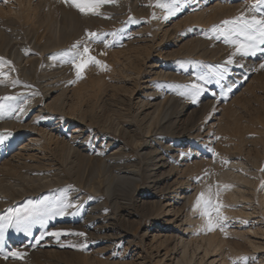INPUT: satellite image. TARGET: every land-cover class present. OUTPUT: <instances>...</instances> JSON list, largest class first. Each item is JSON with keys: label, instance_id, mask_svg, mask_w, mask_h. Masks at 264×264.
I'll return each instance as SVG.
<instances>
[{"label": "rangeland", "instance_id": "obj_1", "mask_svg": "<svg viewBox=\"0 0 264 264\" xmlns=\"http://www.w3.org/2000/svg\"><path fill=\"white\" fill-rule=\"evenodd\" d=\"M29 1L0 0V27L5 26L2 28L4 31L6 29L18 34L15 44L21 49L20 53L23 51L27 56L41 58V53L33 48L34 43H45L52 31H58L62 35L65 32L75 35L80 30L81 39L86 38L80 49L83 50L84 46H88L89 54L107 68L89 65L83 73V78L78 79L73 65L65 62L67 57L64 53L56 55V59L53 58L56 57L55 55L52 57L53 66L58 67H54L57 72L52 70L53 66L47 67L44 63H38V76L42 75L41 71L48 70L49 73H45L46 80L58 76L62 88L69 89L63 106L66 109H52L51 100H48L44 103L46 112L39 115V108L35 111L30 109L34 108L33 101L42 100L46 91V82L37 80L35 85L33 84L34 87H30L31 82L22 74L17 60L13 56H9L10 58L7 56L10 60L4 59L0 54V58L11 61L10 65H5L3 68V71L7 70L4 72L5 75L7 74V79L0 78L2 79L0 89L9 88L14 92L12 97H16L15 100L7 102L0 99V103L11 104L17 109L24 108L23 111L17 110L6 114L0 120V134H8L5 144L0 145V184H3V188L0 186V226H4L0 264H171L170 259L175 255L174 247L172 241H169L171 243L169 245L165 239L171 235L176 217L172 213L173 216L170 214L163 217V221L156 222V211H153L157 201L155 196L161 197L165 192L160 184L161 181H158L160 175H157L159 170L151 158L153 155L145 154L148 156L145 157L143 153L147 145L144 141L148 136L146 132L150 121L142 123L144 110L142 111L140 105L145 103L144 105L148 106V103L158 102L155 101L156 97L153 94L156 86L157 90L164 89L163 95L170 96L158 111L160 123L166 124L167 131L161 132L159 125L153 127L152 133L155 137L153 138L156 151L161 152L168 164L175 166L183 164L181 159L186 157L184 152L191 147L199 155L193 160L195 167L193 170L196 174L205 172L209 167L217 170L222 167L228 168L229 165V168L237 169V172L245 176L247 174L249 178L253 177L256 182L253 185V194L257 196L264 192V69L260 68V64L264 63V46L257 45L254 56H242L237 53L234 46L226 44L223 37L216 39L218 33L212 32L213 28L221 27L223 21L233 20L241 15L248 19L253 15L261 18L259 14L250 10L256 0H159V3L167 5L178 3L177 12L172 16H168L167 8L156 6L158 0H113V3L101 8V16H93V19L92 16L80 14L74 8L68 6L66 8L61 0H54L56 3H53V0ZM46 6L49 7V11L51 7L52 10L45 13L48 9ZM55 6H59L60 10ZM10 10L14 15H18L14 16ZM27 17L30 19L28 20ZM51 17L58 22L54 27L49 24ZM90 18L92 23L89 21ZM89 33H96L101 39L95 41L88 36ZM113 33L115 35H112ZM59 58L61 59L58 60ZM229 59L233 60L232 64L227 63ZM118 68L121 70L118 71ZM10 73L13 74L9 76ZM198 76L206 77L208 82L197 80ZM101 78L104 84L106 83L104 86H99ZM13 82L21 84L16 83L15 86L18 87L16 88ZM194 83H199L204 89L196 97L195 103L189 95L179 94L187 92L182 86ZM25 84L29 87L27 88ZM35 87L39 90L37 91ZM57 94L54 96L55 99L59 96ZM19 104L21 107L18 106ZM27 111L28 114L25 113ZM5 119L16 121L13 128L9 127L8 130L2 126V121ZM123 127L125 130L122 129ZM48 131L54 134L52 140L51 134L47 136ZM258 137L261 138L262 143L259 142ZM197 140L200 141L198 146ZM205 140L210 142L203 143ZM229 142L233 144L232 147ZM201 143L203 146H200ZM64 144L76 150L69 152L72 156L67 150L62 151L66 149ZM221 148L227 153L224 152V156L220 153ZM114 152L119 155L115 157L116 159L111 156ZM102 161L105 168L102 166L100 169ZM235 163L237 166H234ZM128 170L140 179L134 185V189L129 193L118 191L121 185L115 181L113 188L117 187V189H113L112 195L107 193L106 186L110 179ZM248 170L255 176L250 175ZM259 200L257 198L253 202L254 206L258 205L255 208L251 204H248L250 208L246 205L248 210L255 214L245 219L238 217L239 208L222 205L220 198H215L213 206L220 205L218 223L215 213L213 214L215 229L224 236L231 237L233 233H246L252 227H264V208ZM60 202L72 205L66 210L68 214L50 215L51 210ZM121 210L122 215L126 214L123 220L120 217ZM28 217H31V220H28ZM170 220L172 223H166ZM29 223L30 234L21 230ZM56 231L71 234L61 235L59 239L47 234ZM76 233H84V235H76ZM145 233L148 234L144 239ZM263 239L252 238L256 242H264ZM241 247L246 248L247 245L242 243ZM15 251L24 253V258L5 259L9 252ZM198 256L194 258L193 264L200 262Z\"/></svg>", "mask_w": 264, "mask_h": 264}, {"label": "bare ground", "instance_id": "obj_2", "mask_svg": "<svg viewBox=\"0 0 264 264\" xmlns=\"http://www.w3.org/2000/svg\"><path fill=\"white\" fill-rule=\"evenodd\" d=\"M21 1V0H20ZM31 1V0H30ZM29 1V2H30ZM33 1V0H32ZM35 1V0H34ZM45 1V0H44ZM48 1V0H47ZM52 1V0H51ZM60 1V0H59ZM27 2V1H26ZM61 2V1H60ZM45 3V2H44ZM47 3V2H46ZM51 3V2H50ZM53 3H56L54 2L53 0ZM52 3V5H53ZM26 4V3H25ZM28 4V3H27ZM32 4V3H31ZM40 4V3H39ZM38 4V5H39ZM60 4V3H59ZM57 3V5H59ZM61 5V4H60ZM43 6V4H42ZM41 6V7H42ZM45 6V5H44ZM66 8H67V5L65 4ZM21 7V6H20ZM30 6H28V9H29ZM35 7V6H34ZM48 9L45 11V13H47V11H49V7L46 6ZM55 7H58L57 9H59V6H55ZM23 9L25 7H22ZM27 8V7H26ZM32 8V6H31ZM38 8V6H37ZM62 8V6H61ZM103 8V7H102ZM12 9V8H11ZM39 9V8H38ZM44 9V8H43ZM46 9V8H45ZM55 9V8H54ZM13 10V9H12ZM52 10V7L50 8V11ZM56 10V9H55ZM60 10V9H59ZM106 10V9H105ZM8 11V10H7ZM15 11V10H14ZM17 11H19L17 9ZM26 11V10H25ZM28 11V10H27ZM40 11V10H39ZM49 11V12H50ZM10 12L12 13V11L10 10ZM16 12V11H15ZM22 12V11H21ZM24 12V10H23ZM31 12V11H30ZM59 12V11H58ZM68 12V11H66ZM10 13V14H11ZM19 13V12H17ZM29 13V12H28ZM39 14V12H37ZM37 13H34V14H37ZM42 13V12H41ZM71 13V12H70ZM75 13V12H74ZM8 14V13H7ZM13 14V13H12ZM14 15V14H13ZM18 15V14H17ZM16 14L14 16H17ZM21 15V14H20ZM27 16V14H24ZM59 15V14H58ZM69 15V14H68ZM78 15V14H77ZM9 16V15H8ZM32 16V15H31ZM41 16V15H39ZM46 16V15H45ZM54 16H57L54 14ZM62 16V15H61ZM81 16V15H80ZM91 16V15H90ZM24 17V16H23ZM42 17V16H41ZM60 17V16H59ZM69 17V16H68ZM95 17V16H94ZM93 16L91 17L92 19L94 18ZM1 18V17H0ZM3 18V17H2ZM28 18V17H27ZM36 19V17H33ZM32 18V19H33ZM38 18V17H37ZM43 18V17H42ZM91 18H90V22L92 23L91 21ZM14 19V18H13ZM26 19V18H25ZM23 18V20H25ZM30 18H28L29 20ZM34 19V21H35ZM78 19V18H77ZM85 19V18H84ZM26 19V21H28ZM41 20V19H40ZM46 20L48 21V19L46 18ZM45 20V21H46ZM75 20V19H74ZM80 20V19H78ZM95 20V19H94ZM93 20V21H94ZM44 21V22H45ZM46 21V22H47ZM61 21V20H60ZM72 21V19H71ZM96 21V20H95ZM9 22V21H8ZM39 22V21H38ZM56 22L57 20L52 18L49 19V24L51 25V27H54L56 25ZM80 22H82L80 20ZM87 22V21H86ZM18 23V21L16 22ZM24 23V21H23ZM29 23V22H28ZM27 23V24H28ZM31 23H33L31 21ZM58 23V22H57ZM3 24H5L3 22ZM2 24V25H3ZM10 24V23H9ZM14 24V23H13ZM47 24V23H46ZM83 24V23H82ZM85 24V23H84ZM1 25V26H2ZM25 25V24H24ZM78 25V24H77ZM87 25V24H86ZM92 25V24H90ZM89 25V26H90ZM9 26H12V25H9ZM17 26V25H15ZM30 26V25H28ZM40 26V25H38ZM82 26V25H81ZM85 26V25H84ZM87 26V27H89ZM93 26V25H92ZM5 27V26H4ZM2 26V28H4ZM32 27H34V25L32 24ZM31 27V28H32ZM42 27V26H41ZM50 27V28H51ZM72 27V26H71ZM74 27V26H73ZM83 27V26H82ZM0 27V54L3 55L4 59L8 58L9 56H13L16 60H17V63H18V67L21 69L22 71V74L26 77L27 80H29L31 82V85L30 87H34L35 83L37 82V80H42L44 83L46 82L45 84V87H46V91L43 93L44 95L42 96V100L40 101H33V104H34V108H31L30 111H35L36 109L39 108V111H38V114L39 115H42L44 112H46L47 108L45 107L44 103L45 101H48V100H51V104H50V107L52 105V109L54 108H64L66 109L65 107H63L65 105V99L68 97V88L67 87H64L62 88V82H61V79H59V77L57 76L56 77H52V79H47L46 80V75L45 73H47V71L43 70L41 71V76H38V70L39 68H37V64L38 63H44L47 67H52L54 65L53 63V60L57 58L56 55H60V54H63L65 52H71V51H75V48L74 46L75 45H79L80 48L81 46L83 45V40L86 39L84 38L83 40L81 39L82 36L80 35V30H78L77 34L75 35H70L68 32L65 34H60L58 31H52V34L51 36L48 38V40L45 42V43H34L33 44V48L38 50L40 53H41V58L38 56L36 57H30V56H27L26 54L23 53V51H21V53L19 52V50L21 49H18L19 47H16L18 45L15 44V40L18 39V34L15 33L14 31H4V29H2ZM12 28V27H10ZM17 28V27H16ZM30 28V27H29ZM30 28V29H31ZM38 27H36L37 29ZM68 28V27H66ZM75 28V27H74ZM90 28V27H89ZM92 28V27H91ZM8 29V28H7ZM27 29V28H25ZM16 30V29H15ZM19 30V29H18ZM33 30V29H32ZM52 30V28H51ZM65 30V29H64ZM84 30V29H83ZM86 30V28H85ZM17 31V30H16ZM22 31V30H21ZM24 31V30H23ZM41 31V30H40ZM18 32V31H17ZM28 32V30H27ZM32 32V31H31ZM30 32V33H31ZM35 33V31H33ZM32 32V33H33ZM74 33V32H73ZM21 35V34H19ZM26 35V34H25ZM39 35V34H38ZM43 35V34H42ZM133 35V34H131ZM33 36V35H32ZM47 36L48 33H47ZM84 36V35H83ZM89 36V35H88ZM29 38V37H28ZM41 38V37H40ZM35 39H38V38H35ZM46 39V38H45ZM22 40V39H21ZM142 40V39H140ZM27 41V40H25ZM85 41V40H84ZM135 41V40H134ZM137 42V41H135ZM141 42V41H140ZM139 42V43H140ZM19 44V43H17ZM26 46V45H25ZM32 47V46H31ZM133 47V46H132ZM141 47V46H140ZM134 49V48H133ZM81 50V49H80ZM33 51V50H32ZM82 51V50H81ZM137 54V53H136ZM142 54V53H141ZM53 55H55L56 57L54 58ZM132 55V54H131ZM8 56V57H7ZM139 56V55H138ZM137 56V57H138ZM144 56V54H143ZM54 59H53V58ZM128 57V55H127ZM135 58V56H133ZM10 58V57H9ZM8 58V59H9ZM62 58H65V57H62ZM118 58V57H117ZM123 58V57H122ZM130 58V57H128ZM132 58V57H131ZM139 58V57H138ZM137 58V59H138ZM141 58V57H140ZM39 59V60H38ZM61 58H59L58 60H60ZM66 59V58H65ZM116 59V58H115ZM120 59V58H119ZM124 59V58H123ZM127 59V58H126ZM136 59V60H137ZM10 60V59H9ZM117 60V59H116ZM57 61V60H56ZM55 61V63H57ZM64 62V60H62ZM61 61V63H63ZM114 61V60H113ZM118 61H121V60H118ZM11 62V61H10ZM130 62V61H129ZM139 62V61H138ZM118 63V62H117ZM143 64V62H142ZM13 65V64H12ZM11 65V66H12ZM60 65V64H59ZM58 65V66H59ZM119 65V64H118ZM121 65V64H120ZM119 65V66H120ZM127 65V64H125ZM131 65V64H130ZM132 65H134L132 63ZM131 65V66H132ZM136 65V64H135ZM139 65L141 66V64L139 63ZM10 66V67H11ZM42 66V65H41ZM57 65L53 66V69L54 71H56L58 67H56ZM61 66V65H60ZM15 67V66H14ZM56 67V68H54ZM62 67H65L62 65ZM115 68V66H113ZM126 67V66H125ZM124 67V68H125ZM127 67H129L127 65ZM8 68V67H7ZM68 68V67H67ZM70 68V67H69ZM142 68V67H141ZM12 69V68H11ZM61 69V68H60ZM119 69V68H118ZM126 69V68H125ZM51 70V69H50ZM66 70V69H65ZM115 71V69H113ZM121 68L118 70L120 71ZM129 70V69H128ZM136 70V69H135ZM140 70V69H138ZM7 71V70H5ZM4 71V72H5ZM10 71V69L8 70ZM113 71V73H115ZM127 71V70H126ZM133 71V69H131V72ZM19 72V71H18ZM51 72V71H50ZM57 72V71H56ZM61 72V71H59ZM67 72V71H66ZM75 72V70H74ZM128 72V71H127ZM138 72V71H137ZM161 72V71H160ZM20 73V72H19ZM49 73V72H48ZM47 73V74H48ZM13 74V73H12ZM10 73L9 76L12 75ZM68 74V72H67ZM124 74H126L124 72ZM129 74V73H128ZM133 74V73H132ZM138 74H140L138 72ZM165 74V73H163ZM162 74V75H163ZM173 74V73H172ZM7 75V74H6ZM54 75V74H53ZM66 75V74H65ZM70 75V74H69ZM135 75V74H134ZM133 75V76H134ZM137 75V74H136ZM141 75V74H140ZM156 75V74H155ZM158 75V74H157ZM156 75V76H157ZM168 75V74H166ZM174 75V74H173ZM63 75H61L62 77ZM123 76V75H122ZM129 76H131L129 74ZM138 76V75H137ZM164 76V75H163ZM51 77V76H50ZM48 77V78H50ZM73 77V76H72ZM127 77V76H126ZM125 77V78H126ZM45 78V79H44ZM64 78V77H63ZM67 78V77H66ZM71 78V77H70ZM130 78V77H129ZM169 78V77H168ZM19 79V78H18ZM69 79V78H68ZM132 79V78H131ZM157 79V78H155ZM165 79V78H164ZM20 80V79H19ZM33 81V82H32ZM66 81V80H65ZM69 82V80H67ZM64 82V81H63ZM66 82V83H68ZM20 83V82H19ZM17 83V84H19ZM25 83V82H24ZM43 83V84H44ZM21 84V83H20ZM34 84V85H33ZM97 84H98V81H97ZM96 84V85H97ZM106 84V83H105ZM104 81L103 79L101 78V80L99 81V86H104ZM151 84V83H150ZM26 85V84H25ZM25 85H22V86H25ZM42 85V84H41ZM40 85V86H41ZM108 85V84H107ZM157 85V84H156ZM18 86V85H17ZM27 86V85H26ZM25 86V87H26ZM53 86V87H52ZM54 86H55V89H54ZM67 86V84H66ZM153 86V85H152ZM16 87V86H15ZM29 86H27L28 88ZM107 87V86H106ZM150 87V86H149ZM154 87V86H153ZM1 88V87H0ZM18 88V87H16ZM102 88V87H101ZM105 88V87H104ZM115 88V87H114ZM157 86L155 87V93L154 96L156 97V100L155 101H158V102H155L154 104H149L148 103V106H145L143 103L142 106L140 105V107H142V117H141V120H142V123H147V121H150L149 122V125H148V132H146L148 134V136L145 138V144L146 145V148L144 149L145 151L143 152L144 153V156L145 157H148L149 155H153V157H151L154 162H155V166L157 168V170H159V172L157 173V175L159 174L160 175V178L158 179V181H161L160 184L163 186V189L165 192V194H163L161 197H158V196H155L157 198V201L155 202V210L153 209V211H156L155 214H156V222L159 223L163 217H167L169 216L170 214L174 213L175 215V221L173 222V228H172V233H170L171 235L169 237H166V241H168L167 243H169V241H172V244H173V251L175 253V255H172V258L170 259L171 261V264L173 262H175V264H193L194 263V258L197 257L198 255L200 256V262L199 263H196V264H243L244 262V258H247V264H264V242H256V241H253L252 238L256 237V238H264V227H261V228H250L249 230H247L248 232H244V233H233L231 235V237H228V236H224L223 233H220L218 232L216 229L213 230V231H207V219L205 217L202 216V207L201 208H197L196 207V201L198 199V197L200 196L201 193H204V196H205V199H211L212 201L215 200V198L219 197L221 202L223 203L222 205L226 204V205H229L231 207H236L239 208L238 211H239V215L238 217H241V218H249V217H252L254 216L253 214V211L250 212L248 210V208L246 207V205L248 204H251L252 206L253 205V202L256 201L257 198H259L260 200V203L261 205H263V208H264V192H262L261 194L257 195L256 194H253V185L256 183L255 180H253L250 176L247 177V174L246 176L237 172L235 169H232L229 168V165L228 168H219L217 170H213L211 167L207 168L205 172H201V173H198L196 174L195 171L193 170L194 167V161L193 160H196L198 158V152H195L192 150L191 147H189L188 149L185 150L184 154L186 155V157L181 161H183V164H180V166H175V165H172V164H168L166 158L161 154V152H157L155 147L154 146V136H152V133L154 132L153 131V127H159L160 125V130L161 132L164 133V131H167L166 129V122L164 123L165 125H163V122L160 123V120H159V115H158V111L160 110V107L162 106V104H164V101L167 100V99H170V96H165L163 95V91H160V90H157L156 89ZM15 89V88H14ZM36 89V87H35ZM106 89V88H105ZM159 89V88H158ZM26 90V89H25ZM34 90V89H33ZM37 90V89H36ZM39 90V89H38ZM37 90V91H38ZM114 90V89H113ZM124 90V89H123ZM152 90V89H151ZM17 91V90H16ZM43 91H44V88H43ZM60 92L57 94V92ZM76 91V89L74 90ZM73 91V92H74ZM21 92V91H20ZM23 92V91H22ZM71 92V91H70ZM107 92V91H106ZM113 92V91H112ZM166 92V91H165ZM17 93H19L17 91ZM38 93V92H37ZM170 93V92H169ZM21 94V93H19ZM18 94V95H19ZM25 94V92L23 93V95ZM28 94V93H27ZM30 94V93H29ZM55 94H57L58 98H54ZM73 94V93H72ZM106 94V93H105ZM108 94V93H107ZM113 94H117V93H113ZM172 94V93H171ZM170 94V95H171ZM22 95V94H21ZM79 95V94H78ZM112 95V94H111ZM161 95V96H160ZM5 96H14V92H12L9 88H6L4 90L0 89V98H3ZM40 96V95H39ZM150 96V95H149ZM175 96V95H174ZM74 97V96H72ZM22 98V97H21ZM26 98V97H25ZM111 98V97H110ZM177 98V97H176ZM179 98V97H178ZM27 99V98H26ZM76 99V98H75ZM79 99V98H78ZM154 99V98H153ZM175 99V97H174ZM23 100V99H22ZM34 100V99H33ZM31 101V100H30ZM29 101V103H30ZM138 101V100H137ZM141 101V100H140ZM22 102V101H20ZM27 102V101H26ZM139 102V101H138ZM176 103V102H175ZM173 104V103H171ZM39 105V106H38ZM74 105V104H73ZM17 106V105H16ZM19 107L20 104L18 105ZM30 106V105H29ZM38 106V107H37ZM67 106V105H66ZM139 106V105H138ZM48 107V105H47ZM49 107V108H50ZM166 108V107H164ZM24 109V108H23ZM170 109V107H169ZM124 110V109H123ZM126 112H127V109H125ZM51 111V110H50ZM55 111V110H54ZM136 111V110H135ZM141 111V109H140ZM168 111V110H166ZM20 112V111H19ZM59 112V110H58ZM110 112V111H109ZM125 112V111H124ZM14 113V112H13ZM25 113H29L28 111L25 112ZM49 113V112H48ZM52 114V113H51ZM57 114V113H56ZM120 114V113H118ZM128 114V113H127ZM131 114V113H130ZM138 114V113H137ZM140 114V113H139ZM157 114V116H156ZM15 115H18V114H15ZM109 115V113H108ZM116 114H114L115 116ZM124 115V114H123ZM126 115V114H125ZM11 116V115H10ZM25 116V115H23ZM113 116V114H112ZM122 116V114H121ZM130 116V115H129ZM134 116V115H133ZM132 116V117H133ZM15 117V116H14ZM34 117V116H33ZM127 117V116H126ZM131 117V116H130ZM135 117H136V114H135ZM178 117V116H177ZM11 118H13L11 116ZM18 118V117H16ZM45 118V117H44ZM109 118V117H108ZM121 118V117H120ZM167 118V117H165ZM7 119V117H6ZM5 119V120H6ZM14 119V118H13ZM128 119V118H127ZM139 119V117H138ZM2 120V119H0ZM3 120L2 122V126L5 127V128H9V127H12L15 125L16 121L14 122L12 119L11 120ZM129 120V119H128ZM137 120V119H136ZM164 120V119H163ZM21 121V120H20ZM24 121V120H23ZM139 121V120H137ZM168 121V120H167ZM31 122V121H30ZM33 122V120H32ZM109 122V121H108ZM108 122H105V123H108ZM173 122V121H172ZM1 123V122H0ZM177 123V122H176ZM110 124V123H109ZM112 124V122H111ZM162 124V125H161ZM107 125V124H106ZM116 125V124H115ZM114 125V126H115ZM122 125V124H121ZM120 125V126H121ZM124 125H128V123H124ZM123 125V126H124ZM229 125V124H228ZM172 126V125H171ZM170 126V127H171ZM23 127V126H22ZM39 127V126H38ZM105 127V126H104ZM106 127H109V126H106ZM126 127V126H125ZM174 127V126H172ZM213 127V125H212ZM227 127V126H226ZM13 128V127H12ZM115 128V127H114ZM196 128V127H195ZM1 129V128H0ZM42 129V127H41ZM48 129V128H47ZM124 129V127L122 128ZM144 129V128H143ZM172 129V128H170ZM176 129V128H175ZM193 129V128H192ZM200 129V127H199ZM9 130V129H8ZM80 130V129H79ZM78 130V131H79ZM125 130V129H124ZM157 130V129H156ZM198 130V129H197ZM211 130V129H210ZM47 131V130H46ZM115 131V130H114ZM118 131V130H116ZM144 131V130H143ZM169 131V130H168ZM175 131V130H174ZM193 131V130H192ZM199 131V130H198ZM158 132V131H157ZM160 132V131H159ZM211 132V131H209ZM118 133V132H117ZM127 133V131H126ZM145 133V132H144ZM156 133V132H155ZM174 133V132H173ZM200 133V131H199ZM198 133V134H199ZM231 132H229L230 134ZM264 133V132H263ZM51 134V135H50ZM127 134H130V133H127ZM192 134V132H191ZM209 134V133H208ZM227 134V135H229ZM259 134V133H258ZM50 135V139L52 140L53 139V136L54 134L51 132L48 131V134L47 136ZM125 135V133H124ZM225 135V134H224ZM226 135V136H227ZM263 135V134H262ZM145 136V135H143ZM197 136V135H196ZM195 136V137H196ZM260 136V135H259ZM80 137V136H79ZM154 137V138H153ZM199 137V136H198ZM201 137V136H200ZM229 137V136H228ZM262 137V136H260ZM258 137V138H260ZM47 138V137H46ZM133 138V137H132ZM203 138V137H202ZM245 138V137H244ZM89 139V138H88ZM235 139V138H234ZM229 140V139H228ZM31 141V140H30ZM33 141V140H32ZM157 141V140H156ZM184 141V140H183ZM195 141V140H194ZM208 141L210 142V140H205L203 143H208ZM231 141V140H230ZM261 141V138L259 139V142ZM76 142V141H75ZM197 142V146L198 144L200 143V141H196ZM195 142V143H196ZM235 142V141H234ZM254 142V141H253ZM252 142V143H253ZM50 143V142H49ZM105 143V142H104ZM220 143V142H219ZM218 143V144H219ZM237 143V142H235ZM243 143V142H242ZM241 143V144H242ZM262 143V141L260 142ZM227 144V143H225ZM225 144H224V147H225ZM143 145V144H141ZM157 145V144H156ZM202 145V143L200 144V146ZM213 145V144H212ZM229 145L232 147L233 144L231 142H229ZM238 145V143H237ZM64 146L66 147V149H63L62 151L64 152V150H67L68 151V154L69 152H72V151H76V150H72L71 146H68L67 144ZM145 146V145H144ZM196 146V147H197ZM203 146V145H202ZM220 146V145H219ZM252 146H255V145H252ZM138 147V146H137ZM140 147V146H139ZM228 147V146H227ZM238 147V146H237ZM64 148V147H63ZM108 148V147H107ZM141 148V147H140ZM163 148V147H162ZM216 148V147H215ZM241 148V147H240ZM170 149V148H169ZM172 149V148H171ZM224 149V148H223ZM221 148V151L220 153L223 154L224 152L226 153L225 150H223ZM229 149H232L229 147ZM235 148H233L234 150ZM237 149V148H236ZM78 150V149H77ZM81 150V149H80ZM220 150V148H219ZM223 150V151H222ZM79 151V150H78ZM180 151V150H179ZM228 152V151H227ZM232 152V151H231ZM101 153V152H100ZM224 153V154H225ZM230 153V152H229ZM236 153H238L236 151ZM71 154V153H70ZM69 154V155H70ZM148 156H146V155ZM223 154V156H224ZM227 154V153H226ZM96 155V154H95ZM118 155V153H113L111 156L113 157V159H116L115 157ZM142 155V154H141ZM181 155V153H180ZM184 155V156H185ZM220 155V154H219ZM72 156V154H71ZM119 156V155H118ZM226 156V155H225ZM229 155H227L228 157ZM232 156H235V155H232ZM141 157V156H140ZM220 158H223V157H220ZM235 159V157H233ZM261 158V157H260ZM110 159V158H109ZM112 159V158H111ZM118 159V157H117ZM123 159V158H121ZM225 159V158H224ZM67 160V159H66ZM97 160V159H96ZM124 160V159H123ZM230 160V159H229ZM255 160V159H254ZM261 160V159H260ZM109 161V160H108ZM120 161V160H119ZM118 161V162H119ZM149 161V160H148ZM225 161V160H224ZM233 161V160H232ZM259 161V160H258ZM256 161V162H258ZM99 162V161H98ZM103 162V161H102ZM125 162V161H124ZM123 162V163H124ZM145 162V161H144ZM219 162V161H218ZM234 162V161H233ZM81 163V162H80ZM94 163V162H93ZM112 163V162H111ZM117 163V162H115ZM255 163V162H254ZM70 164V163H68ZM84 165V163H81ZM113 164H114V161H113ZM136 164V163H135ZM176 164V163H175ZM196 164V163H195ZM244 164V163H243ZM99 165V164H98ZM106 165V164H105ZM116 165V164H114ZM113 165V166H114ZM177 165V164H176ZM216 165V164H215ZM236 165V163L234 164V166ZM256 165V164H255ZM91 166V165H90ZM105 168L104 166V162L102 163V165L99 167L100 169L102 168ZM219 166V165H218ZM233 166V168H234ZM237 166V165H236ZM251 166V165H250ZM72 168L74 166H71ZM121 167V166H119ZM154 167V166H153ZM225 167V166H224ZM241 167H244V166H241ZM240 167V169H241ZM71 168V169H72ZM94 168V167H92ZM125 168V167H124ZM119 169V168H118ZM239 169V167H238ZM247 169V168H246ZM73 170V169H72ZM97 170V169H96ZM99 170V169H98ZM122 170V169H121ZM156 170V169H155ZM161 170V171H160ZM80 171V170H79ZM85 171H87L85 169ZM108 171V170H107ZM194 171V172H193ZM196 171H198L196 169ZM241 171V170H239ZM243 171V170H242ZM258 171V170H257ZM95 172V171H94ZM104 172V171H103ZM161 172V173H160ZM251 172L248 170V173ZM262 172V171H261ZM154 173V172H152ZM243 173V172H242ZM247 173V172H245ZM250 174V173H249ZM260 174V173H259ZM96 175V174H95ZM94 175V176H95ZM103 175V174H102ZM116 175V174H114ZM250 175H253V174H250ZM257 175V174H256ZM23 176V175H22ZM98 176V175H97ZM118 177L114 178V179H110V182L109 184L106 186L107 189V193H109L110 195H112L113 193V189H117V187L113 188V184L115 181H117L119 183V185H121V188L118 190L123 193H129L131 190L134 189V185L140 181L139 178H136V176H134V174L128 170V172H120L119 175H117ZM249 176V175H248ZM255 176V175H253ZM113 177V176H112ZM257 177V176H256ZM40 179V178H39ZM259 179V178H258ZM27 180V179H26ZM32 180V179H31ZM45 180V179H44ZM107 180V179H106ZM153 180V179H152ZM260 180V179H259ZM39 181V180H37ZM48 181V180H47ZM145 181V180H144ZM3 182V181H2ZM1 182V183H2ZM43 182V181H42ZM41 182V183H42ZM91 182V181H90ZM107 182V181H106ZM153 182H156V181H153ZM6 183V182H5ZM30 183V182H29ZM108 183V182H107ZM49 184V183H48ZM106 184V183H105ZM158 184V183H157ZM3 184H0V186H2ZM8 185V184H6ZM92 185V184H91ZM93 186V185H92ZM101 186V185H100ZM114 186H117V185H114ZM10 187V185H9ZM8 187V188H9ZM3 188V186L1 187ZM7 188V189H8ZM36 188V187H35ZM100 188V187H99ZM246 188V189H244ZM5 189H6V186H5ZM4 189V190H5ZM157 189V188H156ZM9 190L11 191V188H9ZM9 190H6V191H9ZM3 191V190H2ZM105 191V192H106ZM161 191V190H160ZM159 191V192H160ZM248 191L250 192V194H248ZM264 191V190H263ZM116 192V191H115ZM114 192V193H115ZM161 193V192H160ZM255 193V191H254ZM125 195V194H124ZM161 195V194H160ZM117 196V195H115ZM123 197V196H121ZM120 198V197H119ZM127 198V197H126ZM124 199V198H123ZM126 200V199H125ZM124 200V201H125ZM120 201V200H119ZM123 201V202H124ZM146 202V201H145ZM113 203V202H112ZM115 203V201H114ZM150 203V202H149ZM215 203V202H213ZM129 205V204H127ZM118 206V205H117ZM249 206V205H248ZM258 206V205H256ZM254 206V208L256 207ZM120 207V206H118ZM117 207V209H118ZM124 208L126 207L123 206ZM130 208V205L128 206ZM176 207V211H174V208ZM224 207V206H223ZM250 208V206H249ZM253 207H251L252 209ZM262 208V209H263ZM131 209V208H130ZM228 209V207L226 208ZM125 210V209H124ZM149 210V209H148ZM222 210V209H221ZM90 211V210H89ZM126 211V210H125ZM230 211V210H229ZM124 212V211H123ZM224 212V211H222ZM256 213H257V210H256ZM122 210H121V213H120V217L121 219L123 220V218L125 217V215H122ZM154 214V213H153ZM150 215V214H149ZM221 215V214H220ZM112 216V215H111ZM173 216V214H172ZM231 216V215H230ZM256 216V215H255ZM150 217V216H149ZM153 217V216H152ZM228 219V218H227ZM116 220V219H115ZM118 220V218H117ZM126 221V220H125ZM163 221V220H162ZM229 222V221H228ZM238 222V221H237ZM166 223H172V221H166ZM234 223V222H233ZM261 224V223H260ZM118 225V224H117ZM169 225V224H168ZM238 227V226H237ZM102 228V227H100ZM169 228V227H168ZM216 228V227H215ZM223 228V227H222ZM242 230V229H241ZM171 232V231H170ZM146 235L144 236V239L145 237L147 236L148 233H145ZM159 236V235H158ZM161 237V236H160ZM159 239V238H158ZM143 240V239H142ZM264 240V239H263ZM158 241V240H157ZM154 242V241H153ZM242 243H245L247 245L246 248H242L241 247V244ZM154 244V243H153ZM171 243H169L170 245ZM167 245V244H166ZM161 247V246H160ZM165 251V250H164ZM172 251V253H173ZM191 251L193 252V256L191 257ZM159 252V251H158ZM166 253V252H165ZM159 254V253H158ZM171 254V253H170ZM169 256V255H168ZM198 256V257H199ZM166 258V257H165ZM164 258V259H165ZM138 259V258H137ZM197 259V258H196ZM162 260V259H161ZM159 261V260H158ZM164 261V260H163ZM162 262V261H160ZM159 262V263H160ZM110 264V263H109ZM122 264V263H121ZM124 264V263H123ZM127 264V263H126Z\"/></svg>", "mask_w": 264, "mask_h": 264}, {"label": "snow or ice", "instance_id": "obj_3", "mask_svg": "<svg viewBox=\"0 0 264 264\" xmlns=\"http://www.w3.org/2000/svg\"><path fill=\"white\" fill-rule=\"evenodd\" d=\"M4 2H7V0H4ZM61 2L66 4L70 8H74L84 16H101V8L106 4L113 3V0H61ZM156 6L167 8L168 16H172L173 14H175L179 7L178 3L167 5L159 3V0ZM250 10L253 13L259 14L261 18H257V15H253L251 19H248L245 16L241 15L233 20H225L223 21V25L221 27L212 29L213 33H218V35H216L215 37L216 39H220L221 37H223L224 42L226 44H231L232 46H234L237 53L242 56H254L256 55L257 45L264 46V0H256V2L251 5ZM88 35L91 36L95 41H99L101 39V37L96 33H89ZM112 35H115V33H113ZM105 43L107 46V42ZM74 48L75 51L64 53V55L67 57L65 62L73 65V67L75 68L76 76L78 79L83 78V73L89 65H96L97 67H101L104 69L107 68L106 65H102L99 60L89 54L90 49L88 46H84L82 51L80 50L79 45H75ZM227 63L232 64L233 60L229 59ZM10 64V61H6L3 58H0V78L7 79L3 68L5 65ZM260 68L264 69V63L260 64ZM220 75L222 78V73ZM2 79H0V82H2ZM197 80H203L205 83L208 82L207 78L202 76H198ZM16 83L18 82H13V86H15ZM182 87L187 89V92H181L179 94L189 95L193 103L196 102V97H198L200 93L204 91L203 87L199 83L185 85ZM0 99L7 102L15 100L16 97L5 96ZM17 110L23 111V108L17 109L11 104L0 103V119H3L6 114L12 113ZM7 135L8 134H0V145L5 144V138ZM71 206L72 205L70 203L60 202V204L55 209L51 210L50 215H66L68 214L66 210ZM196 207H202V216L207 219V231L215 230L216 223L219 222L220 205L217 204L213 206V201L210 198L205 199L204 193H201L196 201ZM214 213L216 216V223H214L213 220ZM27 219L31 220V217H28ZM30 227L31 226L29 223L26 224L25 227L21 230L30 234ZM47 234L59 239L61 235H69L71 233L56 231L49 232ZM76 235L83 236L84 233H76ZM3 241L4 226H0V246L3 245ZM24 255V253L19 251L9 252L5 256V259L12 257L22 260L24 258ZM243 264H247V258H244Z\"/></svg>", "mask_w": 264, "mask_h": 264}]
</instances>
